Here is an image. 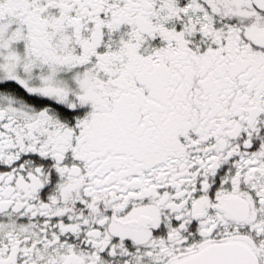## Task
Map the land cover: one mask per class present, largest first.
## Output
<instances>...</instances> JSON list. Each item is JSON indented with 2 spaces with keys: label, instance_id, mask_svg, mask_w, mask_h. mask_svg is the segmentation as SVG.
Segmentation results:
<instances>
[{
  "label": "snow or ice",
  "instance_id": "1",
  "mask_svg": "<svg viewBox=\"0 0 264 264\" xmlns=\"http://www.w3.org/2000/svg\"><path fill=\"white\" fill-rule=\"evenodd\" d=\"M0 264H264V0H0Z\"/></svg>",
  "mask_w": 264,
  "mask_h": 264
}]
</instances>
